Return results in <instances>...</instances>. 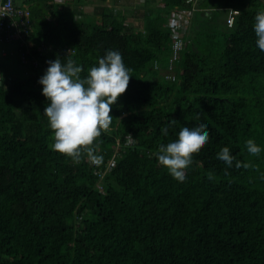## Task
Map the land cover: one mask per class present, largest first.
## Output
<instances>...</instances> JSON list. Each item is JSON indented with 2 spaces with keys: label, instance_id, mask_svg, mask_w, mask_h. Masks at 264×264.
Here are the masks:
<instances>
[{
  "label": "trees",
  "instance_id": "trees-1",
  "mask_svg": "<svg viewBox=\"0 0 264 264\" xmlns=\"http://www.w3.org/2000/svg\"><path fill=\"white\" fill-rule=\"evenodd\" d=\"M162 2L135 30L113 7L91 16L86 0H46L27 8L30 49L0 43V264H264V51L254 32L264 0ZM194 6L198 25L171 82L161 72L174 41L167 18ZM108 50L132 78L96 141L101 163L74 164L51 147L38 81L57 57L75 60L84 78ZM199 124L209 140L179 182L159 164L158 145ZM249 139L259 155L247 151ZM224 147L231 168L217 159Z\"/></svg>",
  "mask_w": 264,
  "mask_h": 264
},
{
  "label": "clouds",
  "instance_id": "clouds-1",
  "mask_svg": "<svg viewBox=\"0 0 264 264\" xmlns=\"http://www.w3.org/2000/svg\"><path fill=\"white\" fill-rule=\"evenodd\" d=\"M191 8L195 10L190 25L197 11L196 6ZM254 32L257 47L264 51V11L255 15ZM186 39L187 36L185 46L188 42ZM47 63L49 66L46 73L38 82L43 86L42 95L49 101L44 115L54 133L52 149L70 158L74 164H79L84 157L93 163H101L102 156L96 154L100 144L96 141L102 131H107L113 122L110 115L112 106L127 91L132 78L131 69L125 66L122 55L115 50H108L103 58H99L98 64L92 66L84 78L81 76L83 67L71 58H67L66 63H62L59 57ZM161 72L166 80L176 81V78L174 81L167 79L170 73L176 77L170 63L169 68ZM176 124V120H170L169 125L161 129L162 134L167 137L169 128ZM206 128L205 124L191 128L182 127L176 140L158 145V162L175 180L185 181V170L193 163V156L198 154L209 140ZM246 147L251 155H259L261 152V148L252 139L247 140ZM217 159L225 162L228 168L233 166L235 160L228 147L222 148L217 154ZM235 166L247 169L250 165L235 161ZM228 174L225 170V175ZM207 178L213 180L214 173L210 172Z\"/></svg>",
  "mask_w": 264,
  "mask_h": 264
},
{
  "label": "built area",
  "instance_id": "built-area-1",
  "mask_svg": "<svg viewBox=\"0 0 264 264\" xmlns=\"http://www.w3.org/2000/svg\"><path fill=\"white\" fill-rule=\"evenodd\" d=\"M164 4H159V8H163ZM194 8H181L173 10L167 19V24L172 31L174 39L172 44V56L170 58V68L173 64L180 60L181 53L185 47V37L193 16ZM227 24L232 26L234 24V16L230 15L227 19ZM31 21L29 19V12L24 9H18L14 5V0H3L0 7V38L9 41L16 40L20 45H27L28 48L33 44L28 41L29 30H31ZM42 51V49H40ZM30 50H26L28 54ZM5 55L6 51L2 50ZM23 58L25 55L22 56ZM37 64V61H35ZM175 75L170 73L167 79L175 80Z\"/></svg>",
  "mask_w": 264,
  "mask_h": 264
},
{
  "label": "crops",
  "instance_id": "crops-1",
  "mask_svg": "<svg viewBox=\"0 0 264 264\" xmlns=\"http://www.w3.org/2000/svg\"><path fill=\"white\" fill-rule=\"evenodd\" d=\"M44 1L46 0H17V5L19 7H27L30 9V7L34 5L37 7L43 6ZM70 1L71 0H65V4H63V6L71 7L72 5ZM159 1L160 0H86V3L84 4L82 9L91 16L93 14L95 16H98L96 13L99 8L102 9L103 6L113 7L115 12H122L127 14V23L130 27L135 30H142L144 28V15L148 10H151L153 8L159 9ZM51 2L59 3L61 2V0H50V3ZM196 14L197 12L194 14L191 28H195L196 25H198L196 24L194 27ZM0 43L5 44L7 47L10 46L12 50L16 51L15 45L2 42V40L0 41ZM1 60L3 61V65H5L7 60L5 58ZM10 63H13V61L9 62V64ZM9 64H7L6 66H8Z\"/></svg>",
  "mask_w": 264,
  "mask_h": 264
},
{
  "label": "bare ground",
  "instance_id": "bare-ground-1",
  "mask_svg": "<svg viewBox=\"0 0 264 264\" xmlns=\"http://www.w3.org/2000/svg\"><path fill=\"white\" fill-rule=\"evenodd\" d=\"M2 2H3V0H0V7L2 6ZM163 2L160 0L159 1V4H162ZM14 5H15V7L16 8H18V9H24V10H26V11H28L29 12V10L27 9V7H19L18 5H17V0H14ZM168 15V14H167ZM29 19H30V12H29ZM7 41H9V40H7ZM14 41H16V40H12L11 41V43L13 44V42ZM10 43V42H9ZM34 49V48H33ZM7 53V52H6ZM176 65H178V64H176ZM167 66V65H166ZM179 69V68H178Z\"/></svg>",
  "mask_w": 264,
  "mask_h": 264
},
{
  "label": "rangeland",
  "instance_id": "rangeland-1",
  "mask_svg": "<svg viewBox=\"0 0 264 264\" xmlns=\"http://www.w3.org/2000/svg\"><path fill=\"white\" fill-rule=\"evenodd\" d=\"M7 64H9L8 60L6 61L5 65H2V68L4 69L5 72H7L8 74H11L12 67L11 65L6 66Z\"/></svg>",
  "mask_w": 264,
  "mask_h": 264
}]
</instances>
